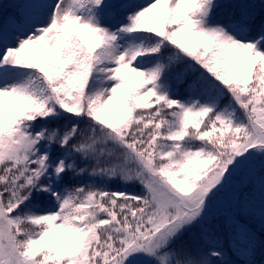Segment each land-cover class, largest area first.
Instances as JSON below:
<instances>
[{
  "label": "snow or ice",
  "instance_id": "1",
  "mask_svg": "<svg viewBox=\"0 0 264 264\" xmlns=\"http://www.w3.org/2000/svg\"><path fill=\"white\" fill-rule=\"evenodd\" d=\"M9 6L0 264H264V0Z\"/></svg>",
  "mask_w": 264,
  "mask_h": 264
},
{
  "label": "rangeland",
  "instance_id": "2",
  "mask_svg": "<svg viewBox=\"0 0 264 264\" xmlns=\"http://www.w3.org/2000/svg\"><path fill=\"white\" fill-rule=\"evenodd\" d=\"M13 0H0V15L10 14L13 12V9L9 6ZM135 3H143L144 0H132ZM219 3H226L227 0H218ZM226 102V100H225ZM257 232L259 233V225H257Z\"/></svg>",
  "mask_w": 264,
  "mask_h": 264
},
{
  "label": "trees",
  "instance_id": "3",
  "mask_svg": "<svg viewBox=\"0 0 264 264\" xmlns=\"http://www.w3.org/2000/svg\"><path fill=\"white\" fill-rule=\"evenodd\" d=\"M111 190H122V191H130V192H138L140 190V186L138 184L125 186L121 184L119 181L114 182L109 185Z\"/></svg>",
  "mask_w": 264,
  "mask_h": 264
}]
</instances>
